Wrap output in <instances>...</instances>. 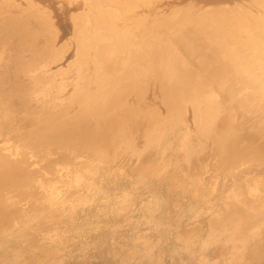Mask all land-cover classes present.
I'll return each instance as SVG.
<instances>
[{"label":"rangeland","instance_id":"rangeland-1","mask_svg":"<svg viewBox=\"0 0 264 264\" xmlns=\"http://www.w3.org/2000/svg\"><path fill=\"white\" fill-rule=\"evenodd\" d=\"M31 1L38 13L46 10L63 28L59 30L55 25L58 36L53 49L47 43L24 49L21 43H13L15 29L22 28L25 32L18 22L23 19L24 25H38L40 17L30 12L27 0H0V158L6 157L0 159V264H264V219L247 218L242 206L237 205L257 199L256 195L264 197V154L257 151L248 164L234 159L226 166L215 143L219 133L215 132L212 140L205 143L199 141L196 128L208 125L209 111L201 103L213 98L223 99L224 110H236L235 114L240 120L245 119L247 126L264 120V111L257 107L256 100L243 99L240 93L245 86L243 78H234L238 89L229 100L226 95L218 96L210 73L204 72L210 83L209 92L188 93L190 99L200 101L191 112L189 125L181 131L185 134L188 130L194 136L191 145L194 150L181 156L188 148L181 145L176 148L179 156L166 152L167 168L179 167L176 172L179 175L161 176L153 157H145L141 162L134 159L136 140L125 142L116 135L112 147L109 143L93 144L105 124L121 120L126 129H132L138 125L136 115L147 116L148 129L164 121L162 114L155 117L151 113L157 107L161 110L159 104L154 107L151 103L152 89L137 103L112 105L106 117L95 122L89 120L86 108L80 111L86 103L79 110L78 106L72 109L73 97L59 103L77 77V49L73 43L77 31L82 29H77L74 21L86 15L90 1ZM177 2L176 8L181 5H176ZM161 16L153 21L151 27L156 22L155 30L166 21ZM182 31L192 39L199 38L187 28ZM62 38L67 39L62 43L66 47L58 55L62 47L58 42ZM201 52L214 67L230 70L209 47L203 46ZM180 54L183 62L199 66L191 54L182 50ZM42 56L51 65L48 73L42 63L34 64ZM53 73L56 74L53 85L57 86L47 96L38 91L34 78L42 74L49 81ZM155 94L158 95L157 91ZM168 98L166 92L161 95L163 102L169 101ZM163 109L168 113L175 107L165 104ZM253 111L255 115L251 118L249 114ZM204 134L209 136L210 130L205 128ZM259 136L264 140V126ZM17 168L25 170L23 180ZM238 183L241 188H237ZM241 190L245 192L242 194ZM234 208L240 211L231 210ZM256 212L257 216L259 210Z\"/></svg>","mask_w":264,"mask_h":264},{"label":"bare ground","instance_id":"bare-ground-1","mask_svg":"<svg viewBox=\"0 0 264 264\" xmlns=\"http://www.w3.org/2000/svg\"><path fill=\"white\" fill-rule=\"evenodd\" d=\"M27 1L28 3H26L29 6L30 12L39 15L40 22L38 25L30 24L31 26H29L24 25L26 22L23 19H20V22L16 20V23H21L24 26L25 32H22V28L20 30L18 28L13 29L16 38L13 43H21L20 46L22 45L27 50L34 49L40 44L45 43L48 44V47H54L56 36H58L56 26L59 30L63 27H59L61 25L57 23L58 20H55V17L51 13H47L46 10L45 13H38V10L32 6V1ZM84 1H90L86 9V15L74 21V24L77 25L76 28L82 29V31H77L76 41L73 43L77 49L75 54V64L78 67L77 77H75L76 79H74L69 92L67 90L64 91V97H66L60 100L59 103L64 104L66 99L68 100V98L73 97L72 109L78 106V110L79 106H83L86 103V107H83L80 111L86 108L85 111L89 113V120L95 122L103 120L107 115V110L112 105H124L128 101L132 104L137 103L143 97H147L149 90L152 89V95L149 96L153 101L151 103L154 107L155 104H159L158 106L161 107L162 113L158 107L155 110L152 109L151 113L155 117H161L162 114V119L165 118L156 127L150 129L146 126V115H136L138 125L132 129H126L121 120L115 123L105 124L99 130V134L101 135H96L97 137L93 140V144L101 145V143H109L112 147L117 136L121 137V140L125 142L136 140L137 142L134 141L136 145L133 152V157L136 161L141 162L145 157L151 156L155 159L156 165L159 167V170L157 169L159 175L166 177L178 172L179 167L177 168L175 165H172L170 169L167 168L164 154L166 152H169L167 154H178L176 148L181 147V145L186 147L188 145V148L185 151L183 150V153L181 152V156H188V153L191 154V151L193 152L194 150L191 148L194 136L188 133V130L185 134H182L181 131L189 125L191 112H194L200 101V99H190L188 93L191 90H197L200 94L209 92L210 83L204 77V72H206L205 74L210 73L211 82L217 86L219 91L218 96L226 95L229 100L236 94L238 89L234 78L241 76L245 85L240 89L241 95L244 96L243 99L245 101L256 100L257 107L264 111V0H247V2L244 0H196L197 2L195 0ZM176 1H179L176 5L181 3L177 8L174 4ZM40 8L42 6L38 7V9ZM107 8H110V10ZM168 8L172 10L170 13L164 14V16L159 15V12L166 13V11H169ZM61 14L63 15V11ZM160 16L166 19V21L164 20L162 24H158L160 26L155 30L154 28L157 26L156 22L153 27L151 26L154 23L153 21L158 20ZM185 28L192 31L199 38L195 40L185 35L182 31ZM151 29L154 30L152 31ZM247 34H250V37H247ZM65 40L67 41V39L62 38L58 42L59 47L62 45L59 48V52L55 50L58 55L60 50L66 47L65 44H62ZM203 46L209 47L220 62L229 65L230 70L223 71L222 69L214 67L205 57L204 53L201 52ZM10 49H12L11 46ZM180 50L191 54L190 56L196 60L199 66L192 67L189 63L183 62ZM43 58L45 57L42 56V60L39 61L35 59L34 64L39 66L37 63H42L45 66V72L48 73L50 72L49 67L51 65H48V62ZM95 65L96 67H94ZM93 70L96 71L94 72ZM55 73L49 77V81L41 76L42 74L34 78L39 92L42 90V93H46L47 96L51 92H55L54 87L57 86L56 83L53 85ZM57 79H60V77L58 76ZM46 84L49 85L46 86ZM24 91L26 90L24 89ZM156 91L158 95L155 94ZM165 92L169 96V101L165 99L163 102L161 95ZM57 95L59 96V94ZM257 96L259 99H257ZM223 101V99L218 98L216 100L213 98L201 103V106L209 111V121L207 122V126L196 127L197 133L199 134V141L209 142L212 140L213 134L215 135V132H217L219 135L215 143L219 147L218 156L221 162L226 165L227 162L234 161L235 159L240 162L245 161L244 163L248 164L252 160L255 152L261 151L264 154V140H261L259 136L260 128L264 126V120L261 123H254L251 127L247 126L248 123L246 120H240L238 115L235 114L236 110H224L226 107H224L225 101ZM163 103L166 105L174 104L175 109L167 113L163 109L165 105ZM249 115L252 118L255 112L253 111ZM205 128L210 130L209 136L204 134ZM48 132L47 130V134ZM195 152L197 153L196 149ZM3 158L5 159L6 157ZM3 158L0 159L4 160ZM8 159L11 160L10 158ZM177 160L176 162L179 161ZM20 163L22 164L21 161ZM262 164L264 163L262 162ZM19 166L21 167V165ZM260 167L262 169V166ZM193 168L194 166L192 170ZM17 169L21 171L18 175L23 180L26 177L23 174L25 170ZM249 171L257 174L256 171H251V168ZM176 175L179 174L176 173ZM243 185L244 183L242 184V188ZM245 186L247 187L246 184ZM237 188H241L239 187V183ZM237 191L235 190V192ZM255 191L254 193H256ZM256 198H252V201L246 202L245 204L241 203L237 205L238 207L242 206L241 210L243 209L242 212L246 214L245 216L247 218L255 221L257 219L256 217H259L261 221L264 219V197L259 198L256 195ZM240 199L238 198V200ZM238 207L237 209H240ZM237 209L234 208L231 210L237 211ZM256 210H259V214L261 213L260 215L262 217L259 214L256 216ZM257 253L255 254L256 256Z\"/></svg>","mask_w":264,"mask_h":264}]
</instances>
